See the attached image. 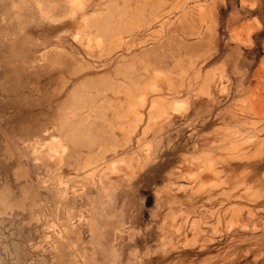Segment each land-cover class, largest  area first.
<instances>
[{
  "label": "rangeland",
  "instance_id": "1",
  "mask_svg": "<svg viewBox=\"0 0 264 264\" xmlns=\"http://www.w3.org/2000/svg\"><path fill=\"white\" fill-rule=\"evenodd\" d=\"M0 264H264V0H0Z\"/></svg>",
  "mask_w": 264,
  "mask_h": 264
},
{
  "label": "bare ground",
  "instance_id": "2",
  "mask_svg": "<svg viewBox=\"0 0 264 264\" xmlns=\"http://www.w3.org/2000/svg\"><path fill=\"white\" fill-rule=\"evenodd\" d=\"M37 35H38L39 37H41V36L44 35V34H43L42 32L39 31V33H38ZM29 37H30L31 39L34 38V37L31 36L30 34H29ZM174 107H175V109H177V108H178V105H175ZM175 109H174V110H175Z\"/></svg>",
  "mask_w": 264,
  "mask_h": 264
}]
</instances>
